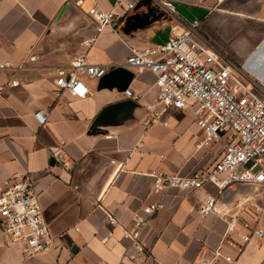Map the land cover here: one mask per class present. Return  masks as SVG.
I'll list each match as a JSON object with an SVG mask.
<instances>
[{
    "label": "crops",
    "instance_id": "obj_1",
    "mask_svg": "<svg viewBox=\"0 0 264 264\" xmlns=\"http://www.w3.org/2000/svg\"><path fill=\"white\" fill-rule=\"evenodd\" d=\"M161 1L174 12L155 1L162 16L158 12L147 19L146 8L135 11L140 0H0V61L11 66L0 71V178L32 176L55 239L50 253L33 258L0 230V264H198L203 253L234 252L225 242V215L199 212L209 194L217 195L214 185L156 192L153 176L206 172L222 148H198L203 132L193 114L164 109L154 74L126 64L130 47L163 44L200 21L194 8L206 10L205 19L238 15L244 21L253 37L245 52L225 38H214L204 26L200 30L224 54L233 53L245 63L264 40V0ZM229 1L244 6V12L226 8ZM98 7L119 19L114 28L100 34L96 23L63 28L75 12L92 19L90 10ZM188 8L193 14H186ZM133 14L140 16L124 32ZM77 32L85 39L97 35V40L88 49L83 44L76 48ZM86 50L92 64L129 70L133 77L128 87L121 89L126 82L121 76L105 86L100 79L87 78L88 97L60 92L55 86L57 69ZM108 107L94 134L92 126ZM38 111L49 113L44 127L35 118ZM188 113L192 116L186 122ZM57 154L66 164L58 162ZM238 194L235 190L233 198ZM159 202L165 208L149 216L142 228L147 249L139 254L126 232L135 231L136 220L148 217L145 207ZM245 203L252 214H261L264 228V197ZM109 212L116 214L117 226L108 222ZM129 255L136 260L130 261ZM240 264H264V240L253 241Z\"/></svg>",
    "mask_w": 264,
    "mask_h": 264
},
{
    "label": "built area",
    "instance_id": "obj_2",
    "mask_svg": "<svg viewBox=\"0 0 264 264\" xmlns=\"http://www.w3.org/2000/svg\"><path fill=\"white\" fill-rule=\"evenodd\" d=\"M167 10L172 8L162 2ZM217 3L222 0H216ZM134 5H130L133 9ZM100 34L106 27L114 28L119 19L114 13L101 8L90 10ZM196 20L181 33L171 35L159 45L145 48L130 47L127 66L154 74L158 88V100L164 109L188 111L195 117L203 132L198 148L220 146L222 155L206 172L181 176L169 172L154 174L156 192L166 190L196 191L207 184L214 185L217 195H210L199 209L200 214L214 212L216 203L225 189L236 183L264 185V40L242 66L220 51L200 30ZM97 35L85 39L88 49L94 45ZM255 53H257L255 55ZM263 61V64L261 63ZM249 63L263 69L262 75L250 69ZM0 61V71L10 69ZM113 66L92 64L87 50L77 54L68 66L57 69L55 86L60 92L83 99L91 94L86 79L99 80ZM19 83L13 82V86ZM35 118L40 126H46L49 113L38 111ZM59 163L66 164L63 155H56ZM161 202L144 208L148 217L135 221V231L126 232L139 254L147 246L141 240V230L149 222V216L163 210ZM228 222L225 242L234 252H217L208 264H240L241 257L255 240H264L261 214H252L248 203L241 205L235 216L225 215ZM108 222L119 224L114 212L108 213ZM0 230L9 242L19 246L22 252L36 258L48 254L54 246V236L44 216L31 175L14 179L0 178ZM130 261L137 256L129 255Z\"/></svg>",
    "mask_w": 264,
    "mask_h": 264
},
{
    "label": "water",
    "instance_id": "obj_3",
    "mask_svg": "<svg viewBox=\"0 0 264 264\" xmlns=\"http://www.w3.org/2000/svg\"><path fill=\"white\" fill-rule=\"evenodd\" d=\"M156 0H140V2L137 4L135 11H138L139 9L146 8L147 13L145 14L147 19H150L151 17H157L158 12L160 11L156 6L154 5V2ZM140 14H133L129 16L126 19V24L123 26L122 30L124 32H129L132 25L135 24V21L138 20ZM158 16H162V13L159 12ZM87 16L83 15L81 16L78 12H75L71 20L66 19V21L63 23V28H68L67 24H69L70 28L73 26H76L78 24H82L84 21V18ZM91 19V18H90ZM89 24L95 25V22L91 19V22L89 20ZM257 53H255L256 55ZM115 76H121L123 78H126L125 84L121 87V89H126L132 79V73L125 69L122 66H117L111 71H109L104 77L100 79V86H105L108 81L115 77ZM111 108H106L101 115L97 118L96 122L92 126V131L94 134L97 133L99 130L98 126L100 125L102 118L106 114L108 110ZM239 191V198H233V192ZM259 197H264V185L263 184H257V183H236L232 186H229L227 189L223 191V193L220 195L216 206L214 208V212H217L220 215H228V216H235L239 213L240 207L243 203L248 202L251 199H257ZM214 258L213 252H206L203 253L198 260V264H208L212 261Z\"/></svg>",
    "mask_w": 264,
    "mask_h": 264
},
{
    "label": "rangeland",
    "instance_id": "obj_4",
    "mask_svg": "<svg viewBox=\"0 0 264 264\" xmlns=\"http://www.w3.org/2000/svg\"><path fill=\"white\" fill-rule=\"evenodd\" d=\"M231 4V1H229V3L225 4L224 6L237 12H244V6H231ZM189 9L190 8H188L186 14L189 15V13H197L198 16L196 17L200 20L199 22L201 23V28L204 29L203 26L206 27L214 36H216L214 38H217L218 40H223V38H225L227 44L236 45L239 48H242L243 52L247 50V46L253 44V37L246 31V24L243 23L244 21L240 20V17L238 15H226L224 17L221 15H216L213 18L205 19V14L207 12L206 10L194 8L193 10L195 12L193 11L192 13L189 11ZM89 20V17L84 18V21L81 25H87ZM76 36L75 46L77 48L79 46H82V42L85 40L86 36L85 34L78 32ZM229 56H231L230 58L238 65L242 66L244 64L243 61L235 59L233 53H230ZM191 116L192 115L188 113L187 117L185 118L186 122L190 119Z\"/></svg>",
    "mask_w": 264,
    "mask_h": 264
},
{
    "label": "bare ground",
    "instance_id": "obj_5",
    "mask_svg": "<svg viewBox=\"0 0 264 264\" xmlns=\"http://www.w3.org/2000/svg\"><path fill=\"white\" fill-rule=\"evenodd\" d=\"M261 63L263 64V61H261ZM261 63H259V64H261ZM249 64H250V66H249L250 69H253V70L256 69L257 74L262 75L263 69L262 68H259L260 65L258 63H256L257 68L253 65L254 63L253 64L252 63H249Z\"/></svg>",
    "mask_w": 264,
    "mask_h": 264
}]
</instances>
